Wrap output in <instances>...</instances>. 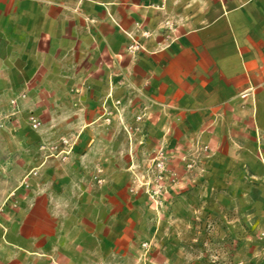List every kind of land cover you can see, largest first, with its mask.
<instances>
[{
    "label": "crops",
    "instance_id": "obj_1",
    "mask_svg": "<svg viewBox=\"0 0 264 264\" xmlns=\"http://www.w3.org/2000/svg\"><path fill=\"white\" fill-rule=\"evenodd\" d=\"M6 90L26 94L43 124L79 127L80 143L71 176L33 181L22 215L0 219V264H121L136 200L113 189L127 182L115 173L129 170L134 109L148 139L162 125L199 139L214 127L264 183V0H0ZM97 169L103 191L73 176Z\"/></svg>",
    "mask_w": 264,
    "mask_h": 264
},
{
    "label": "rangeland",
    "instance_id": "obj_2",
    "mask_svg": "<svg viewBox=\"0 0 264 264\" xmlns=\"http://www.w3.org/2000/svg\"><path fill=\"white\" fill-rule=\"evenodd\" d=\"M26 98V94L13 95V90L0 91L3 223L22 215L34 192L33 181L71 176L68 168L77 157L69 153L80 143L70 132L79 127L43 124L42 109L25 103ZM44 111L43 115H49ZM65 112L56 109L53 114ZM106 115L112 117L114 112ZM131 116L134 120L126 126L129 170L115 173L127 182L113 189L136 200L126 221L133 243L119 258L121 264H256L255 260H264V183L250 180L249 171L243 170L248 161L232 155L230 141L214 127L209 137L199 139L170 125H162L161 140L148 139L150 129L141 123L140 113L134 109ZM116 143L121 147L125 141ZM47 159L51 166L43 171ZM73 176L84 181L91 177L104 190L106 178L101 169ZM83 190L93 191V187Z\"/></svg>",
    "mask_w": 264,
    "mask_h": 264
}]
</instances>
